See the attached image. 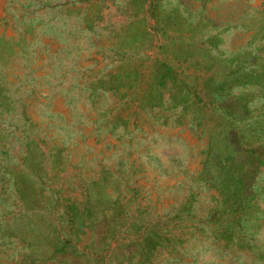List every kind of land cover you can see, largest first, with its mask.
<instances>
[{
	"label": "rangeland",
	"instance_id": "1",
	"mask_svg": "<svg viewBox=\"0 0 264 264\" xmlns=\"http://www.w3.org/2000/svg\"><path fill=\"white\" fill-rule=\"evenodd\" d=\"M0 264H264V0H0Z\"/></svg>",
	"mask_w": 264,
	"mask_h": 264
}]
</instances>
